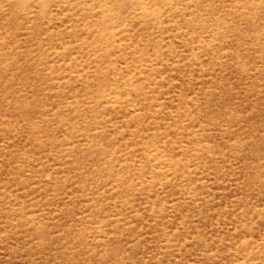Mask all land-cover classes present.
Returning a JSON list of instances; mask_svg holds the SVG:
<instances>
[{
	"label": "rangeland",
	"instance_id": "1",
	"mask_svg": "<svg viewBox=\"0 0 264 264\" xmlns=\"http://www.w3.org/2000/svg\"><path fill=\"white\" fill-rule=\"evenodd\" d=\"M0 264H264V0H0Z\"/></svg>",
	"mask_w": 264,
	"mask_h": 264
}]
</instances>
